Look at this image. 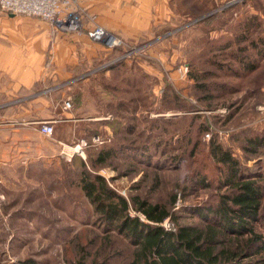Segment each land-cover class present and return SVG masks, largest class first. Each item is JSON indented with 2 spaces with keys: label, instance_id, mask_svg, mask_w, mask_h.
<instances>
[{
  "label": "rangeland",
  "instance_id": "rangeland-1",
  "mask_svg": "<svg viewBox=\"0 0 264 264\" xmlns=\"http://www.w3.org/2000/svg\"><path fill=\"white\" fill-rule=\"evenodd\" d=\"M190 1L174 0L171 29L129 43L145 48V54L125 57L106 72L100 71L109 63L104 47L90 57L78 48L76 61L68 59L66 48L61 61L54 60L57 32L67 42L68 34L86 32L81 0L73 12L80 22L76 28L59 29L45 18L16 14L50 23L51 32L44 77L30 90L0 100V264L129 260L134 250L130 242L103 224L78 185L74 156L88 160V153L106 142L117 147L127 140L134 146L124 153L115 148L118 155L91 168L127 198L129 216L145 220L130 202L133 194L169 209L175 194L179 222H195L194 207L215 203L219 192L231 190L215 170L220 162L206 155L212 132L205 130V122L225 145L231 143L230 131L251 126L264 133V0ZM184 64L187 72L180 75L177 68ZM33 96L42 98L36 111L21 113L20 104ZM36 114L35 120L27 118ZM42 122L53 125L52 133L39 130ZM95 135L99 141L93 140ZM80 139L87 141L82 155L72 150ZM195 141L194 160L176 162L175 156H187ZM234 150L244 156L240 147ZM258 152L245 160L248 165L263 162L262 172L264 146ZM196 164L207 168L204 184L184 176ZM162 226L176 227L169 218ZM254 228L264 237V221Z\"/></svg>",
  "mask_w": 264,
  "mask_h": 264
},
{
  "label": "trees",
  "instance_id": "trees-1",
  "mask_svg": "<svg viewBox=\"0 0 264 264\" xmlns=\"http://www.w3.org/2000/svg\"><path fill=\"white\" fill-rule=\"evenodd\" d=\"M172 23L173 17L162 23L161 27L158 24L152 25L149 34L152 36L160 30L165 32L172 28ZM151 36L145 38L150 39ZM119 37L121 42L115 46L108 47L101 42L106 53H109L105 56V62L109 63L100 68V71L118 68L125 57L145 54L144 48L124 56L135 46L129 44L133 40ZM250 64L251 68L254 67ZM110 125L114 127L111 122ZM250 128L254 130L246 133ZM205 130L212 132L208 138L206 155L209 158L216 157L220 162L215 165V170L219 176L222 174L221 184L228 183L231 190L219 192L213 204L194 207L197 221L186 224L179 222L182 216L173 209L175 194L171 197V209L159 203H149L145 198L133 194L130 202L143 214L145 220L129 216L127 210L130 205L127 198L112 189L101 174L91 170L118 155L115 148L122 149V153L125 147L134 148L129 141H120L117 147L106 142L95 152H89L88 160L82 159L78 154L74 156V160L79 161L78 185L101 215L103 224L122 235L134 248L125 264H264V237L254 228L255 222L264 221V183L261 182L264 171L259 170L263 162L248 165L245 160L261 153L258 151L264 146V133L255 127H243L230 131L227 137L231 143L225 145L208 122H205ZM196 145L197 141L191 145L187 156L177 155L175 161L180 165L182 162H189L190 158L193 161ZM239 147L243 149L245 157L234 150ZM134 152L132 151L133 154ZM199 167L196 164L192 172L185 171V178L191 180L197 177L199 183L204 184L203 180L208 173L204 169L207 168ZM166 218L175 224L174 230L162 226ZM74 264L84 263L78 260Z\"/></svg>",
  "mask_w": 264,
  "mask_h": 264
},
{
  "label": "crops",
  "instance_id": "crops-1",
  "mask_svg": "<svg viewBox=\"0 0 264 264\" xmlns=\"http://www.w3.org/2000/svg\"><path fill=\"white\" fill-rule=\"evenodd\" d=\"M81 5L86 16L83 22L86 32L100 26L123 39L134 40L151 36L152 25L161 27L169 20L173 16L174 0H81ZM50 32V23L44 20L0 11V100L20 90H30L44 77L46 40ZM86 32L68 34L69 42L57 32L52 42L54 60L61 61L60 54L66 48L69 60H77L78 48L87 57L96 55L102 43L90 40ZM40 99L33 96L25 105L20 104L21 113L37 109ZM6 109L12 112L11 107ZM37 116L27 118L35 120Z\"/></svg>",
  "mask_w": 264,
  "mask_h": 264
},
{
  "label": "built area",
  "instance_id": "built-area-1",
  "mask_svg": "<svg viewBox=\"0 0 264 264\" xmlns=\"http://www.w3.org/2000/svg\"><path fill=\"white\" fill-rule=\"evenodd\" d=\"M79 0H0V10L13 14H26L32 16H39L50 20L59 28H76L80 26V22L76 21V16L73 13L76 2ZM88 35L96 41H100L108 47L115 46L121 42V39L116 34L106 31L100 26H96L88 30ZM137 46L133 47L130 52L138 50ZM130 52H127L129 54ZM187 65H180L177 72L180 75H185L187 72ZM65 108L70 107V101L66 99L63 102ZM42 133L50 134L53 131V125L49 122H42L39 126ZM94 141H99V136H93ZM87 145L85 139H80L74 147L73 152L82 155L83 146Z\"/></svg>",
  "mask_w": 264,
  "mask_h": 264
}]
</instances>
